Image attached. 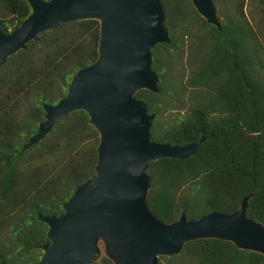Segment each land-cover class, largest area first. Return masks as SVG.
Listing matches in <instances>:
<instances>
[{"label": "trees", "instance_id": "1", "mask_svg": "<svg viewBox=\"0 0 264 264\" xmlns=\"http://www.w3.org/2000/svg\"><path fill=\"white\" fill-rule=\"evenodd\" d=\"M221 29L191 0H162L170 41L151 53L157 93L140 90L155 118L151 141L204 140L185 160L149 164L147 204L161 221L182 212L197 219L231 213L254 192L248 217L264 225V41L250 23L246 0H214ZM264 17V0H258ZM25 0H0V32L30 14ZM99 22L84 20L46 32L0 69V264H32L48 242L38 215L59 216L76 187L95 175L100 136L84 111L57 123L23 150L44 120L43 106L65 93L71 77L98 56ZM159 264H264V255L229 241L198 239ZM94 264H113L101 256Z\"/></svg>", "mask_w": 264, "mask_h": 264}, {"label": "water", "instance_id": "2", "mask_svg": "<svg viewBox=\"0 0 264 264\" xmlns=\"http://www.w3.org/2000/svg\"><path fill=\"white\" fill-rule=\"evenodd\" d=\"M31 12L8 34L0 32V69L8 58L38 41L46 32L84 20L99 22L98 56L70 79L65 95L46 104L44 120L23 150L42 141L76 111H84L100 136L93 178L77 186L59 216L38 215L47 226L40 259L32 264H94L105 257L113 264H159L160 256L179 254L198 239L229 241L239 249L264 255V225L247 215L254 192L231 213L210 211L171 223L149 209L151 162L185 160L198 141L182 146L151 141L155 118L135 97L140 90L159 91L152 49L168 43L162 0H25ZM209 24L221 29L214 0H191Z\"/></svg>", "mask_w": 264, "mask_h": 264}, {"label": "rangeland", "instance_id": "3", "mask_svg": "<svg viewBox=\"0 0 264 264\" xmlns=\"http://www.w3.org/2000/svg\"><path fill=\"white\" fill-rule=\"evenodd\" d=\"M246 12L252 26L264 37V17L259 12L258 0H246ZM264 41V38H263ZM101 256H105L104 246L100 243Z\"/></svg>", "mask_w": 264, "mask_h": 264}]
</instances>
